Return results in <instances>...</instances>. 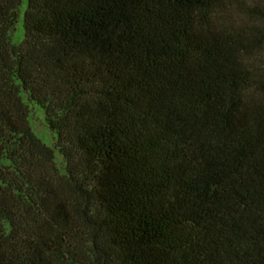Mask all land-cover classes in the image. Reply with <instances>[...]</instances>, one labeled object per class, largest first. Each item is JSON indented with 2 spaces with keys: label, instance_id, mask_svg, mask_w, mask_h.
I'll return each mask as SVG.
<instances>
[{
  "label": "trees",
  "instance_id": "trees-1",
  "mask_svg": "<svg viewBox=\"0 0 264 264\" xmlns=\"http://www.w3.org/2000/svg\"><path fill=\"white\" fill-rule=\"evenodd\" d=\"M0 264H264V0H0Z\"/></svg>",
  "mask_w": 264,
  "mask_h": 264
},
{
  "label": "rangeland",
  "instance_id": "rangeland-1",
  "mask_svg": "<svg viewBox=\"0 0 264 264\" xmlns=\"http://www.w3.org/2000/svg\"><path fill=\"white\" fill-rule=\"evenodd\" d=\"M25 8V3L22 6L20 19L17 23V25L12 30V40L14 42H19L23 38V12ZM29 108H30V125L34 133L37 135V137L43 141L46 145L54 149L55 153V159L58 165L63 166L64 164V158L59 151V149L56 147V137L54 133L51 131L49 126L46 123L45 120V113L42 108L39 106L33 104L31 101H27Z\"/></svg>",
  "mask_w": 264,
  "mask_h": 264
}]
</instances>
